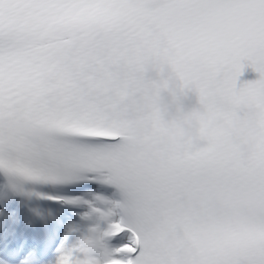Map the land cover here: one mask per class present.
Masks as SVG:
<instances>
[{
  "label": "snow or ice",
  "instance_id": "obj_1",
  "mask_svg": "<svg viewBox=\"0 0 264 264\" xmlns=\"http://www.w3.org/2000/svg\"><path fill=\"white\" fill-rule=\"evenodd\" d=\"M0 176L47 264H264V0H0Z\"/></svg>",
  "mask_w": 264,
  "mask_h": 264
},
{
  "label": "bare ground",
  "instance_id": "obj_2",
  "mask_svg": "<svg viewBox=\"0 0 264 264\" xmlns=\"http://www.w3.org/2000/svg\"><path fill=\"white\" fill-rule=\"evenodd\" d=\"M16 207L19 209V211L16 213V215L4 223L2 226H0V242L7 237L6 240H8L11 236V231L13 228H17V231L15 232L16 235H19V238L17 241L20 240L19 244L20 245H26L29 243V236H30V231L27 228L26 220H25V214L24 211H22L23 208L27 207L29 205L28 200H20L16 198ZM21 208V209H20ZM25 250L27 251V246L24 247ZM13 247L11 245H3V250H11Z\"/></svg>",
  "mask_w": 264,
  "mask_h": 264
},
{
  "label": "clouds",
  "instance_id": "obj_3",
  "mask_svg": "<svg viewBox=\"0 0 264 264\" xmlns=\"http://www.w3.org/2000/svg\"><path fill=\"white\" fill-rule=\"evenodd\" d=\"M76 260L79 261V264H85L87 257H77ZM76 260H74V264H76ZM0 264H11V262L0 257ZM18 264H47V262L39 260L36 257L35 252L31 251L25 256L21 257Z\"/></svg>",
  "mask_w": 264,
  "mask_h": 264
},
{
  "label": "rangeland",
  "instance_id": "obj_4",
  "mask_svg": "<svg viewBox=\"0 0 264 264\" xmlns=\"http://www.w3.org/2000/svg\"><path fill=\"white\" fill-rule=\"evenodd\" d=\"M76 219L78 220L79 218L77 217ZM75 239H76V236H70L69 243H72Z\"/></svg>",
  "mask_w": 264,
  "mask_h": 264
}]
</instances>
